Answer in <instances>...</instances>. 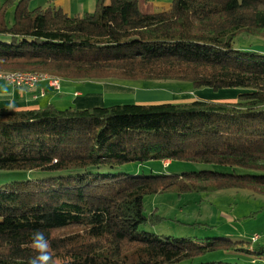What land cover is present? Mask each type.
<instances>
[{
	"label": "trees",
	"instance_id": "1",
	"mask_svg": "<svg viewBox=\"0 0 264 264\" xmlns=\"http://www.w3.org/2000/svg\"><path fill=\"white\" fill-rule=\"evenodd\" d=\"M29 2L7 0L0 8V73L36 72L58 87L49 78L32 87L0 79L11 86L45 83L59 92L63 79L174 80L241 91L232 102L92 105L87 97L90 103L64 109L52 102L0 106V170L28 175L0 184V264H27L37 229L50 243L52 264H234L195 261L214 251L264 257L222 235L198 241L141 227L158 218L144 212L146 194H264V52L233 46L240 34L264 37V0H173L159 12L142 11L139 0H97L83 15L54 5L30 10ZM45 92L42 86L32 97ZM151 159L224 168L120 170Z\"/></svg>",
	"mask_w": 264,
	"mask_h": 264
},
{
	"label": "rangeland",
	"instance_id": "2",
	"mask_svg": "<svg viewBox=\"0 0 264 264\" xmlns=\"http://www.w3.org/2000/svg\"><path fill=\"white\" fill-rule=\"evenodd\" d=\"M236 49H255L264 52V37L249 34H240L234 41ZM33 75V74H32ZM69 82L74 90L84 93L87 97L94 99L92 105L100 102L111 105L114 103H145L156 104L166 102H179L172 98L144 99L136 98L137 92L145 94L147 92L175 93L179 99H211L212 101L232 102L237 100V95L241 88H221L212 89L209 87L192 88L187 81H165V80H138V81H115L90 80V79H63ZM113 84V88L119 87L121 90L108 89ZM146 87L143 89L123 90L120 85L128 87ZM131 89V87H128ZM57 94L56 96H58ZM63 95H59L62 98ZM172 99V100H171ZM68 103H55V106L64 109ZM75 105V104H72ZM224 167L172 160V162L151 159L139 161H129L121 165V171L133 175H156L161 173H182L189 171H199L202 169L221 170ZM239 170H243L238 168ZM27 174L20 173L19 170H0V184L13 180L25 179ZM143 207L146 214L157 213L158 218H154L153 225H142V229L157 233L161 236L185 237L198 241L206 237H221L218 234L232 235L222 237L236 241H242L239 246L245 249H253L260 253L264 250V194L254 192L247 188H223L203 191H188L179 193L176 189L164 190L157 194H146L143 197ZM160 215V218H159ZM163 217V219L161 218ZM233 233L225 232L226 229ZM218 230H223L216 232ZM217 233V234H216ZM240 233V235H238ZM198 236V238H195ZM256 236L255 239L253 237ZM259 236V237H258ZM254 256L246 255L243 252L214 251L196 257L195 261H222L234 264H252ZM254 264H264V257L258 258Z\"/></svg>",
	"mask_w": 264,
	"mask_h": 264
},
{
	"label": "crops",
	"instance_id": "3",
	"mask_svg": "<svg viewBox=\"0 0 264 264\" xmlns=\"http://www.w3.org/2000/svg\"><path fill=\"white\" fill-rule=\"evenodd\" d=\"M7 0H0V8ZM97 0H30L29 9L33 10L36 7H46L48 5L59 6L65 13L69 15H83L85 13H91L95 10ZM173 0H139V7L144 12H159L166 10L170 7ZM109 86L108 89L121 90L119 87L113 88V84ZM45 88V95L38 96L37 98H33L32 95L37 93L41 87ZM123 90H130L136 92L135 90L143 89L146 87H139L137 84L135 87L133 85L126 86L120 85ZM136 98L144 101V99H159V98H172L173 100H184L176 98L174 92L160 93V92H147L142 94V92H137ZM63 95L62 98H59V95ZM85 94L74 90L73 86L67 81H62L61 90L59 92L55 91L53 88L48 86L47 84L38 83L36 88L26 89L20 87L11 86L4 81L0 80V106H7L10 101H14L15 109L22 108H37L46 105L47 103H68V105L75 104V106L80 105L83 101L89 103L88 99H85ZM171 99V100H172ZM137 103V102H136ZM141 103V102H138ZM168 160H165V162ZM223 231L218 230L216 232ZM227 233H233L228 229L225 230ZM217 234V233H216ZM225 237H229L232 235L228 234H218ZM240 235V233L238 234ZM259 237V236H258Z\"/></svg>",
	"mask_w": 264,
	"mask_h": 264
},
{
	"label": "clouds",
	"instance_id": "4",
	"mask_svg": "<svg viewBox=\"0 0 264 264\" xmlns=\"http://www.w3.org/2000/svg\"><path fill=\"white\" fill-rule=\"evenodd\" d=\"M14 107V101L7 105L8 110H13ZM30 249L32 255L28 257L27 264H52L50 243L42 230L37 229L31 233Z\"/></svg>",
	"mask_w": 264,
	"mask_h": 264
},
{
	"label": "built area",
	"instance_id": "5",
	"mask_svg": "<svg viewBox=\"0 0 264 264\" xmlns=\"http://www.w3.org/2000/svg\"><path fill=\"white\" fill-rule=\"evenodd\" d=\"M33 74V75H32ZM49 83L54 87H58V80L47 75L38 74L36 72H3L0 73V79L17 86H34L38 81L42 79H48ZM256 236L253 237L255 239Z\"/></svg>",
	"mask_w": 264,
	"mask_h": 264
}]
</instances>
